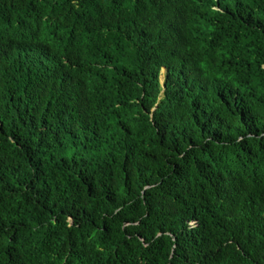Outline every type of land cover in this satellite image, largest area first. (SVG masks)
Returning <instances> with one entry per match:
<instances>
[{"label":"trees","instance_id":"trees-1","mask_svg":"<svg viewBox=\"0 0 264 264\" xmlns=\"http://www.w3.org/2000/svg\"><path fill=\"white\" fill-rule=\"evenodd\" d=\"M0 264H264V0H0Z\"/></svg>","mask_w":264,"mask_h":264},{"label":"rangeland","instance_id":"rangeland-1","mask_svg":"<svg viewBox=\"0 0 264 264\" xmlns=\"http://www.w3.org/2000/svg\"><path fill=\"white\" fill-rule=\"evenodd\" d=\"M165 75H166V71L163 70V71H162V76H161L162 83H163L164 80H165Z\"/></svg>","mask_w":264,"mask_h":264}]
</instances>
